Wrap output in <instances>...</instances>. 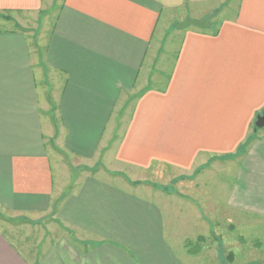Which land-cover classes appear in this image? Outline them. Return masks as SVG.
Listing matches in <instances>:
<instances>
[{"label":"crops","instance_id":"obj_1","mask_svg":"<svg viewBox=\"0 0 264 264\" xmlns=\"http://www.w3.org/2000/svg\"><path fill=\"white\" fill-rule=\"evenodd\" d=\"M263 112L264 0H0V264H264Z\"/></svg>","mask_w":264,"mask_h":264},{"label":"water","instance_id":"obj_2","mask_svg":"<svg viewBox=\"0 0 264 264\" xmlns=\"http://www.w3.org/2000/svg\"><path fill=\"white\" fill-rule=\"evenodd\" d=\"M214 13H210L207 15L203 20L197 21V20H186L182 23H179L176 25V28L178 30H184L186 28H189L191 26L200 28V29H210L212 28L211 20L214 17ZM256 128L257 129H264V112L261 116L257 118L256 121Z\"/></svg>","mask_w":264,"mask_h":264},{"label":"rangeland","instance_id":"obj_3","mask_svg":"<svg viewBox=\"0 0 264 264\" xmlns=\"http://www.w3.org/2000/svg\"><path fill=\"white\" fill-rule=\"evenodd\" d=\"M255 130H257V128H255ZM218 203H219V202H218ZM199 204L201 205V208H202L203 212L209 208V202L203 201V202H200ZM170 208L173 209V208H176V206H173V205H172ZM219 219H220V218H219ZM175 221H176V220H175ZM223 221H224V220H222V222H219V224L222 225V226L225 225V223H224ZM5 222H6V221H5L4 219H0V230H2V229L6 226ZM193 246H194V245H191V246H188V247H193ZM194 251H195L194 248H190V249H189V252H190L191 254H192ZM230 252H232V251H230ZM228 257H230V254H229Z\"/></svg>","mask_w":264,"mask_h":264}]
</instances>
